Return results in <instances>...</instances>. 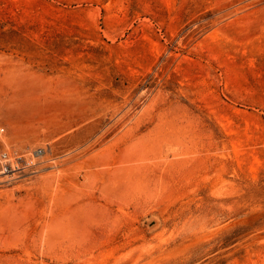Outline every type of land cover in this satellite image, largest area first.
<instances>
[{"label":"rangeland","instance_id":"374dc122","mask_svg":"<svg viewBox=\"0 0 264 264\" xmlns=\"http://www.w3.org/2000/svg\"><path fill=\"white\" fill-rule=\"evenodd\" d=\"M0 128V264H264V0H0Z\"/></svg>","mask_w":264,"mask_h":264},{"label":"built area","instance_id":"2783aa9c","mask_svg":"<svg viewBox=\"0 0 264 264\" xmlns=\"http://www.w3.org/2000/svg\"><path fill=\"white\" fill-rule=\"evenodd\" d=\"M3 129L0 128V132ZM30 159H35L36 152L29 153ZM20 156L14 153L0 152V180L5 177L12 176L16 172H19L22 168H20L21 163L18 161Z\"/></svg>","mask_w":264,"mask_h":264},{"label":"crops","instance_id":"0c3cea01","mask_svg":"<svg viewBox=\"0 0 264 264\" xmlns=\"http://www.w3.org/2000/svg\"><path fill=\"white\" fill-rule=\"evenodd\" d=\"M22 71H23L22 78H24V80L26 79V80H29V81L30 80H34L35 84H38V83L40 84V81L45 80L47 78L45 75H42V74L38 73L36 70L33 71L32 74H30L29 73L30 71H28V70H22ZM26 71H28V73ZM35 97L36 98L32 99V100L38 101V102H43L45 100H49L48 98L47 99L46 98H42L43 96L40 95V94L36 95ZM24 100H26V99H24Z\"/></svg>","mask_w":264,"mask_h":264}]
</instances>
